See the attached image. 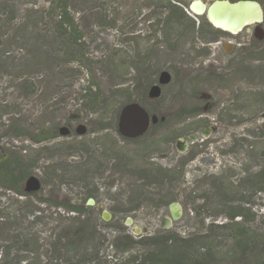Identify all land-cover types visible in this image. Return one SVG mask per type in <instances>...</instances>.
<instances>
[{
  "label": "rangeland",
  "instance_id": "1",
  "mask_svg": "<svg viewBox=\"0 0 264 264\" xmlns=\"http://www.w3.org/2000/svg\"><path fill=\"white\" fill-rule=\"evenodd\" d=\"M55 1L0 0V152L17 154L24 173L36 180L34 187L26 178L22 181L34 193L29 196L0 186V220L13 213L18 218L9 224L10 230L0 228V264H43L58 254L50 248L53 227L57 218L72 215L62 204L81 203L99 229L98 239L80 250L94 253L88 257L95 258L81 264H115L141 257L147 242L119 252L114 238L119 234L139 238L164 230L191 236L197 254L209 249L215 258L221 257L219 264H227L234 248L233 230L224 226L231 222L230 206L248 199L245 207L252 218L234 221L255 233L264 232V190H258L254 177L264 167V102L249 95L264 93V59L253 60L250 55L256 51H240L252 33L262 36L264 25L230 36L202 31L209 48V54L202 56L191 50L198 36L185 29L186 19L184 28L172 31L167 42L161 22L165 10L156 0H72L69 13L94 62L103 98L113 105L111 111L89 114L75 109V97L88 83L86 68L62 60L50 30ZM178 1L188 18L197 16L190 9L192 0ZM39 51L49 60L36 66L34 54ZM120 64L121 69L116 68ZM173 66L188 77H198L197 83L178 88L170 75ZM61 69L62 74H56ZM208 73L213 80H204ZM139 74L144 83L138 81V92H148L149 107L156 113L170 107L173 117L135 140L118 130L113 110L124 98L114 92L118 86L132 88ZM41 77L37 92L27 93L20 84ZM193 93L200 96L192 97ZM200 105L201 116H185ZM201 117L209 122L196 127L193 123ZM40 125L54 128L55 137L35 144L12 133L13 128L32 132ZM61 126L71 129L68 136L60 135ZM79 126L83 134L76 132ZM146 138L158 142L141 149ZM177 165H183L182 175L172 174L165 184L148 183L145 177L147 167ZM20 197L30 198L17 212ZM130 200L141 205L128 212ZM13 234L39 237L42 246L35 253L20 251L19 244L8 239Z\"/></svg>",
  "mask_w": 264,
  "mask_h": 264
},
{
  "label": "trees",
  "instance_id": "2",
  "mask_svg": "<svg viewBox=\"0 0 264 264\" xmlns=\"http://www.w3.org/2000/svg\"><path fill=\"white\" fill-rule=\"evenodd\" d=\"M86 1V0H83ZM72 0H56L52 6V18H51V32L56 38L57 48L60 51L62 60L64 62H73L77 66H82L86 68L88 73L87 84L81 86L80 91L77 93L76 99V111H84L89 114H97L99 112L111 111L112 104L107 103L103 98V88L101 81L95 74V68L93 67L94 62H92L88 56L87 51L83 47L81 41L82 33L75 23L73 17L69 13V5ZM161 7L165 10V17L163 19L164 23V38H166L169 43L171 39L172 31L179 33L180 28L183 29L185 19L188 20V24L185 29L191 30L198 37L193 41L191 50L198 53L199 55L206 56L209 54V48L205 45L203 41L204 35L202 31L210 32L212 34H217L218 36L222 35H232L228 31L221 30L217 27H214L210 22H208L202 16L189 17L186 9L181 5L179 1L166 0L163 1ZM24 25L20 27L23 28ZM183 26V27H182ZM21 28V29H22ZM178 29V30H176ZM201 39L199 42L202 43L201 47L197 45V39ZM169 48H172L170 45ZM240 51L243 52H254L256 55H250L253 60H262L264 59V41H257L251 39V43L245 47L240 48ZM40 54H34V59L39 64L46 63L49 59H46V54L39 51ZM44 59V60H43ZM45 63V64H46ZM117 65L116 68L121 69V66ZM172 71L170 75L172 76V83L178 85V88L184 87V85H191L192 83H197L198 77H188L187 73L183 72L179 67H171ZM42 70L39 71L41 74ZM62 69L57 71L56 74H62ZM43 77H41L42 79ZM213 74L206 75L204 80H213ZM137 84L133 85L132 88L128 86H118L115 89L114 94H118L123 97V101L119 102L114 111V118L117 122L121 109L129 103H138L141 105L150 115V124L146 132L136 138L135 140L143 139L147 137V133L151 131L153 127L163 125L168 123L169 119L173 117L172 108L168 107L167 109L160 108V112L156 113V108L152 109L149 107L147 101L148 92L142 94L138 92V89L141 85L138 84L140 80L143 82L144 78L142 75L136 77ZM42 80L30 81V79H23L21 86L26 89L28 93L31 90V93L37 92L40 87ZM171 81V80H170ZM170 81L168 83H170ZM144 83V82H143ZM167 83V84H168ZM165 84V85H167ZM164 84H161V87ZM43 91V89H41ZM136 92V93H134ZM250 98L258 99L264 102V93L249 92ZM192 97H198L199 94H192ZM155 99V98H152ZM202 105L192 107V109H187L189 111L185 112V116L189 118H195L201 116L204 112L202 111ZM191 110V111H190ZM158 112V110H157ZM153 117H156L157 120L154 121ZM206 118L197 119L193 124L196 127L201 125L208 124ZM264 125V124H263ZM195 127V128H196ZM178 135V131H173ZM14 136H26L27 140H30L32 143H41L48 142L52 140L56 135V130L54 128H46L44 126H36L32 132H23L20 129H12ZM68 136V135H67ZM158 142V141H157ZM155 141H148L146 138L145 142H141V149L148 150L153 144L157 143ZM24 167L22 164V159H20L17 154L14 152H0V186L5 189L14 191L19 196H29L33 195V192L27 191L23 185V179L28 178L27 174L23 171ZM178 173L179 177L183 173V165H177L174 168H146L145 177L148 183L153 182H163L164 184L167 181H170L172 174ZM258 179V190H264V167L254 175ZM257 185L254 183L253 186ZM22 200H17L21 204V207L16 211L22 212L24 205H28L30 197H20ZM40 202H44L43 199H38ZM173 198H169L167 202H172ZM133 203V201H129ZM248 199H242L241 203L237 205H232L229 208L227 213L228 219L231 221L230 224L224 225L233 230L234 237V248L231 251V258L228 260L227 264H264V232L255 233L248 228H245L241 223L249 220L252 216L248 212V208L245 207V203H248ZM24 204V205H22ZM141 202L137 201L133 203L126 211H132L139 208ZM63 209L67 213H72V215L63 216V218H57L56 225H54V236L50 248L54 252H59L58 254H52L48 256L47 261L43 264H81L84 260H92L94 256L88 257L94 253H87L83 249V254L81 253V247L85 245H90L94 240L98 239L99 229L96 221H93L89 214L87 213L88 207L81 204H62ZM60 215V214H59ZM236 217H240L242 222L234 221ZM17 215L11 214L8 216L1 217L0 228L8 230L11 229L9 224L16 223ZM222 226V227H224ZM238 226V227H237ZM122 232V231H120ZM204 238H207L206 236ZM11 241H15L19 244L18 250L24 252L35 253L41 246L40 238L34 237L29 234L12 235L8 238ZM7 239V240H8ZM17 239V240H16ZM192 237H180L174 232L163 231L158 234H153L149 236H141L139 238H134L132 235L124 234L117 235L113 240V246L119 252H126L136 244H142L147 242V252L142 254L141 257H135L132 260L123 263L115 264H219V257L216 258L214 254L208 249L204 251L201 255L197 254L194 250V244L192 242ZM37 248V249H36ZM51 249V250H52ZM220 257V261H221ZM32 264H40L39 261H35Z\"/></svg>",
  "mask_w": 264,
  "mask_h": 264
},
{
  "label": "water",
  "instance_id": "3",
  "mask_svg": "<svg viewBox=\"0 0 264 264\" xmlns=\"http://www.w3.org/2000/svg\"><path fill=\"white\" fill-rule=\"evenodd\" d=\"M240 2H254V1H248V0H242V1H230V0H213L210 4H207V8H204L201 12H195L192 7H190V9L197 15H202L205 14L208 21L210 23H212L215 27L220 28L222 30H226L229 32H232L229 29H225L221 26H217L213 21H211V19L209 18L208 12H209V8L214 4V3H224L228 6V8L230 10L236 9V5L239 4ZM256 3V2H254ZM257 4V3H256ZM262 17V14H261ZM261 19V18H260ZM260 19H256L253 21H246L244 20V17L239 18V19H233L230 20V25L232 26L234 31H239L241 30L243 27H245L246 25L253 23V22H258ZM134 105L137 106L139 112L141 113L142 117H137V115H135L133 109H134ZM153 120L156 121L157 118L153 117ZM150 124V115L148 114V112L138 103H129L127 105H125L120 112L119 115V119H118V130L121 134H123V136H128L129 138H136L139 137L141 135H143L146 130L148 129ZM60 131V135L63 136H67L70 133V129L68 128V126H61L59 128ZM76 132L78 134H83L84 133V129L82 126H79L76 129ZM36 183V180L29 176L27 178V185L34 187V182ZM30 184V185H29ZM27 186V187H28ZM29 188V187H28ZM28 191V189H27Z\"/></svg>",
  "mask_w": 264,
  "mask_h": 264
},
{
  "label": "bare ground",
  "instance_id": "4",
  "mask_svg": "<svg viewBox=\"0 0 264 264\" xmlns=\"http://www.w3.org/2000/svg\"><path fill=\"white\" fill-rule=\"evenodd\" d=\"M207 5V4H206ZM193 9V8H192ZM243 9V10H242ZM195 12V9H193ZM209 18L217 26H221L225 29L231 30L233 33L236 31L233 30L230 25V20L239 19L244 17L246 21H253L261 18V8L258 4L254 2H240L236 5V9L230 10L228 6L224 3H214L208 12ZM134 113L137 117H142L136 105L133 106Z\"/></svg>",
  "mask_w": 264,
  "mask_h": 264
},
{
  "label": "flooded vegetation",
  "instance_id": "5",
  "mask_svg": "<svg viewBox=\"0 0 264 264\" xmlns=\"http://www.w3.org/2000/svg\"><path fill=\"white\" fill-rule=\"evenodd\" d=\"M163 1L165 2L166 0H156V2L158 3V6H160L161 7V4L163 3ZM173 2L174 1H178V0H172ZM193 1V2H192ZM191 2H192V4H191V7L193 8V9H195L196 11H198V12H201L204 8H207L206 6V4H210L213 0H207V1H202V0H192ZM230 1H242V0H230ZM248 1H254V2H256L259 6H260V8H261V14H262V17H261V19L258 21V22H253V23H250V24H248V25H246L245 27H243L241 30H239V31H237V32H235V33H233V32H229V33H231V34H238V33H240V32H242L245 28H247V27H250V26H253V25H258V26H263L264 25V0H248ZM190 2V3H191ZM243 10V9H242ZM198 16H202V17H204L206 20H207V17H206V15L205 14H202V15H198ZM208 21V20H207ZM209 22V21H208ZM212 24V23H211ZM213 25V24H212ZM214 26V25H213ZM215 27V26H214ZM220 29V28H219ZM263 29V33H262V36L261 37H259L255 32H254V34L252 33L251 35H250V37H249V41H250V43H251V39H253V40H257V41H264V27L262 28ZM222 30V29H221ZM224 31H226V30H224ZM217 35V34H216ZM249 43V44H250ZM71 130V129H70Z\"/></svg>",
  "mask_w": 264,
  "mask_h": 264
}]
</instances>
